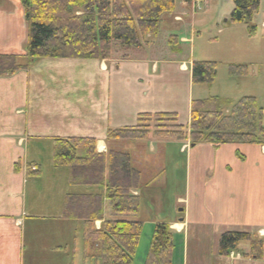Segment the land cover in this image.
<instances>
[{"label": "crops", "instance_id": "0c3cea01", "mask_svg": "<svg viewBox=\"0 0 264 264\" xmlns=\"http://www.w3.org/2000/svg\"><path fill=\"white\" fill-rule=\"evenodd\" d=\"M233 10L232 0H208L194 14L188 2L176 0L158 36H147L141 49L118 48L108 61L42 59L0 78V264H101L95 258L99 246L86 247L83 220L68 218L65 210L71 196L104 191L72 185L70 168L54 163L56 139H95L97 153L105 146L131 155L141 174V187L132 192L141 199L140 212L130 219L144 226L135 256H144L140 264L156 224L170 227L172 264H230L218 256L224 233L261 237L264 146L107 140L109 129L134 127L141 114H175L189 127L191 102L197 100L192 67L200 60L172 51L192 44L211 24L226 32ZM252 26V33L246 25L237 27L250 36L264 31V0ZM170 37L174 46L168 45ZM27 44L20 0H0V55L19 56L27 64ZM168 86L175 92H167ZM172 93L177 95L168 102ZM34 168L39 176L29 174ZM108 212L105 201L96 230L111 219ZM190 253L205 258L193 260ZM248 253L249 248L232 264L264 262Z\"/></svg>", "mask_w": 264, "mask_h": 264}, {"label": "trees", "instance_id": "16d2710c", "mask_svg": "<svg viewBox=\"0 0 264 264\" xmlns=\"http://www.w3.org/2000/svg\"><path fill=\"white\" fill-rule=\"evenodd\" d=\"M190 2L191 0H185ZM234 10L228 23L246 25L251 33L260 0H232ZM28 27L25 49L27 64L19 56L0 55V78L12 76L42 59L108 61L118 48L141 49L147 36H158L164 15L172 13L176 0H20ZM174 37L168 40L174 46ZM118 46V48L116 47ZM117 48L113 50V48ZM115 51V52H114ZM174 51V50H173ZM216 63L194 62L193 83L211 84ZM245 66H231L232 76L245 73ZM227 100L209 97L191 102L190 125L182 126L175 114H141L137 125L109 129V141H190L191 145L226 144L264 146V110L253 97L239 100L229 109ZM54 163L69 167L75 186L96 187L104 194L71 196L66 204L68 218L83 220L86 247L97 244L95 257L101 264H133L143 224L130 221L139 216L141 199L132 192L141 187V174L130 154L110 151L98 154L96 140L56 139ZM107 166V168H106ZM105 173L107 178H105ZM39 176L40 172L29 173ZM110 220L99 230L104 202ZM241 243L249 244L248 258L264 257V241L247 232L229 231L218 243V256L227 258ZM174 239L167 224H156L145 264H172ZM85 259L88 258L87 248Z\"/></svg>", "mask_w": 264, "mask_h": 264}, {"label": "rangeland", "instance_id": "374dc122", "mask_svg": "<svg viewBox=\"0 0 264 264\" xmlns=\"http://www.w3.org/2000/svg\"><path fill=\"white\" fill-rule=\"evenodd\" d=\"M227 25L229 29L223 34L218 31L217 26L212 28V24L204 30L201 29V33L193 38L192 44H180L181 47H177L172 53L178 55L182 50L186 56L193 54L195 61L216 63L215 77L211 84H194V96L197 100L217 97L227 100L231 109L242 98L253 97L257 100L258 106L264 110V31L258 29L254 36H250L247 30L245 32L238 30L239 24L227 23ZM117 48L114 47L113 50ZM231 66H245V73L241 76H232ZM173 90L170 86L167 87V92ZM173 95L177 93H172L171 98H167L168 102H172ZM144 243L145 240L140 244L142 250ZM248 248V243H241L238 252L243 254ZM139 253L136 259L134 257L135 264H140ZM189 256L193 260L205 258L195 253H190ZM95 263L93 260L92 264Z\"/></svg>", "mask_w": 264, "mask_h": 264}, {"label": "built area", "instance_id": "2783aa9c", "mask_svg": "<svg viewBox=\"0 0 264 264\" xmlns=\"http://www.w3.org/2000/svg\"><path fill=\"white\" fill-rule=\"evenodd\" d=\"M195 1H197V2H198L199 0H195ZM231 257L233 258V255H231Z\"/></svg>", "mask_w": 264, "mask_h": 264}]
</instances>
